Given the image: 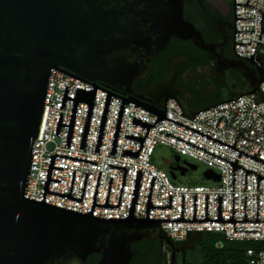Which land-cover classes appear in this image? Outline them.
Returning <instances> with one entry per match:
<instances>
[{
	"label": "water",
	"instance_id": "obj_1",
	"mask_svg": "<svg viewBox=\"0 0 264 264\" xmlns=\"http://www.w3.org/2000/svg\"><path fill=\"white\" fill-rule=\"evenodd\" d=\"M236 3L235 0V42L236 32L254 30H237V19H254L236 16V5L257 8L263 13L261 18V35L264 31L262 19L264 12L256 6ZM185 0H0V264H86L93 253L101 254L99 264H130L137 252L134 244L159 239L173 252L172 264H176V254L192 249L195 240L202 231L193 233L181 246L162 229V222H232L235 232H259V230H236L237 222H264L259 219V196H257V219L248 220L247 196L243 220H236L235 194H233L232 217H222L223 195H218V217L208 218L209 195H206V216L197 219V194H194V214L192 219L184 218V197L182 194V218H150V208L172 209L173 196L169 195L168 206H155L151 198L155 177L152 176L147 205L146 218L134 216L143 172L138 169L129 216L126 218L96 217L97 207H119L124 190L127 167L109 164L108 167L125 170L118 205L108 203L113 177L110 178L106 204H97V194L102 172H99L92 209L87 213L74 211L45 202L46 194L82 202L84 199L88 175L86 172L82 195L72 196L76 170H74L69 194L50 191L53 169L64 170L54 166L56 157L72 159L92 164L98 161L63 155L50 156L48 172L42 201L27 198L26 190L30 176L37 138L40 134L44 116L45 98L52 70L56 69L85 83L93 85L91 91L78 88L75 97H68L69 87L65 85L61 108L65 109L66 100H74L70 124L62 123L64 113L60 112L55 136H60L61 126L69 127L66 147H71L78 107L80 102L88 103L84 132L80 150L86 149L89 128L94 108L97 89L107 92L103 116L95 153L100 154L111 96L122 99L110 156H115L125 105L132 103L157 115L154 124L138 117H133L132 124L147 128L145 137L127 134L126 139L139 141L140 150H123V155L138 158L152 127L164 119L172 121L193 132L229 147L239 156L236 163L215 153L174 136L184 142L198 147L231 163L233 167V191H235V171L246 169L247 175L264 176L237 164L241 154L261 163L255 155L227 144L186 124L167 116V106L174 99L182 109V115L194 120L197 113L236 101L247 94H258L264 83V56L255 53L246 59L222 58L218 52L219 44L208 43L202 32L185 17ZM225 42L228 41L223 32ZM173 38L192 41L197 47L209 52L217 59L216 73L222 76L226 70L241 72L249 81L250 90L214 104L196 110L190 107L189 100L195 99L191 91L178 83L180 63L185 58H175L171 74L145 93L138 94L133 86L144 80L149 73L150 63L164 50ZM235 48V47H234ZM250 65L255 68L252 69ZM90 81V82H89ZM92 82V83H91ZM107 88L108 90L104 89ZM222 118L221 116L216 127ZM227 124L228 120L226 119ZM229 125V124H228ZM231 126V125H230ZM264 133V128H263ZM244 137V136H243ZM245 138V137H244ZM250 140V139H249ZM261 148H264L261 146ZM260 148V149H261ZM179 163L181 156L176 155ZM197 170L198 166L184 161V165L171 168V175L177 178V171L185 175L188 170ZM204 176L213 181H220V175L211 169ZM183 264H186L184 260Z\"/></svg>",
	"mask_w": 264,
	"mask_h": 264
},
{
	"label": "built area",
	"instance_id": "obj_2",
	"mask_svg": "<svg viewBox=\"0 0 264 264\" xmlns=\"http://www.w3.org/2000/svg\"><path fill=\"white\" fill-rule=\"evenodd\" d=\"M247 1L248 0H236V3L247 4ZM248 4L256 6L264 12V0H249ZM236 16L237 18H254L237 19V30L254 31L236 32V43H250L236 44V53L241 56L251 57L255 53L259 42L256 53L264 56V31L260 39L261 18L263 17V13L251 6L236 5ZM262 27L264 28V19H262ZM239 55H236L237 58L246 59ZM65 85L70 86L68 97H75L77 87L88 91L94 88L93 85L85 83L61 71L56 69L52 70L45 98L43 121L40 134L36 141L25 195L27 198L42 201L50 156L58 153L98 161V163L92 164L56 157L54 166L62 167L64 170L53 169L51 178L62 181L61 183L50 181V191L69 194L73 173L74 170H76L72 196L80 198L86 172H88L89 175L82 202L48 193L46 194L45 202L52 205L82 213L91 211L99 172H102V175L96 203L102 205L106 204L110 178L113 177L108 203L118 205L125 170L108 167L109 164H113L128 168L120 208L95 206L93 215L96 217L126 218L129 216L139 169L144 172L134 213V216L137 218H146V205L152 176H154L156 179L151 198L152 204L155 206H168L169 195L173 196V201L172 209L150 208V218L181 219L182 194H185L184 218L192 219L194 214V194H197V219H204L206 216V195H209L208 218L217 219L218 195H223L222 217L224 219H230L233 209V194H235L234 218L236 220L244 219L245 196H247L246 218L248 220L257 219V196H259V219L264 220V179L260 180L258 190V175L254 173L248 174L247 189H245L246 169L240 167L235 171V191H233V167L230 162L174 136L166 135V133L169 132L236 163L240 153L229 147L164 119L155 127L151 128L138 158L123 155L124 149L138 151L141 146L139 141L126 139L127 134L140 137H145L147 134L146 127L132 124L133 117H138L151 124H154L157 120L156 114L132 103L125 105L116 153L115 156H110L119 110L122 103V99L116 96H111L101 152L100 154L95 153L107 96V92L100 89H97L96 92L85 151L80 150L89 108V104L84 102H80L77 105L78 112L71 147H66L69 127L61 126L60 136H55L60 112L64 113L62 123L70 124L74 104V100L67 99L65 109L61 108ZM104 89L108 90L107 88ZM238 97L240 96H236L231 100H236ZM226 100L217 104L225 102ZM167 116L232 146L239 135V131L237 130L239 129L245 138L239 136L235 147L252 155H255L260 150L256 157L264 160V148H261V146L264 147V83L260 85L258 94H247L236 101H229L201 111L197 113L194 120L182 115V109L179 104L174 99H170L167 106ZM221 116L226 117L229 125L226 119L222 118L217 128L216 125ZM159 146H167L181 157H187L193 160V162L206 165L208 169L220 175V181H215L218 185H182L178 183V176L177 178H173L171 175L172 165L169 169H164L155 162V153ZM237 164L264 176V163L253 158L241 154ZM161 225L162 229L166 231L176 243L186 242L191 234L197 233V230L202 231V233H221L228 240L232 241H264V222H237L235 224L236 230H259V232H235L232 222H162ZM247 254L249 257V264H264V249H249Z\"/></svg>",
	"mask_w": 264,
	"mask_h": 264
},
{
	"label": "trees",
	"instance_id": "obj_3",
	"mask_svg": "<svg viewBox=\"0 0 264 264\" xmlns=\"http://www.w3.org/2000/svg\"><path fill=\"white\" fill-rule=\"evenodd\" d=\"M189 7L191 6L185 7V17L202 32L204 39L208 43L220 40L221 37L216 32L215 24L209 18L194 19L192 16H189L187 14ZM180 57H185L186 60L180 65L178 83L185 89H190L193 92H206L215 82L217 75L214 66L216 62L213 56L209 52L197 47L192 41H183L176 38H173L170 46L150 63L147 77L144 80L137 81L133 86L134 90L136 91L145 86H154L163 81L171 74L174 59ZM205 71H208L210 75H207ZM249 90L250 86H248ZM155 242L154 240L148 241L146 244L150 245V249H152ZM133 248L137 249V246L134 245ZM253 248L258 250L264 249V241H232L228 240L221 233L203 232L195 240L193 248L189 250L186 264H249L247 252ZM144 251H141L137 257H134L133 261L149 263L152 257ZM99 255L97 253L91 254L87 264H96ZM169 262L172 264V258L169 259Z\"/></svg>",
	"mask_w": 264,
	"mask_h": 264
},
{
	"label": "flooded vegetation",
	"instance_id": "obj_4",
	"mask_svg": "<svg viewBox=\"0 0 264 264\" xmlns=\"http://www.w3.org/2000/svg\"><path fill=\"white\" fill-rule=\"evenodd\" d=\"M189 7L187 14L195 18H209L216 27V32L221 37L220 40L214 42L215 44H219L218 52L221 54L222 58L226 59H237L235 54V45H234V31H235V17H234V0H185V7ZM199 6L201 7L199 9ZM186 9V8H185ZM185 12V10H184ZM223 32L227 33L228 41L225 42ZM185 58V57H180ZM217 65V59L213 57ZM186 60V58H185ZM183 60V61H185ZM182 61V62H183ZM181 62V63H182ZM174 63V61H173ZM180 63V65H181ZM252 69L255 67L250 65ZM207 75H210L208 71H205ZM217 74V73H216ZM179 80V77H178ZM187 83L186 81H184ZM249 86V81L243 76L241 72L235 71L233 69H228L225 73L218 77L216 75L215 82L211 85V87L206 92H193L190 89H186L191 91L195 96V99L189 100V105L191 108L196 110H202L208 106L214 105L219 103L223 100L229 99L233 96H236L242 92H247ZM153 86H145L140 89H137L135 92L138 94L145 93L147 90L152 88ZM184 165L182 164V157L181 161L177 163L175 166ZM189 171V170H188ZM187 171V172H188ZM181 172V171H180ZM156 241L155 245L152 249H150V245H147L148 241L143 244H134L137 246L133 248L137 254L134 257H137L141 251H144L152 257V260L147 263H138L134 262L133 259L130 264H170L169 259L170 256L173 258V252L169 249L168 246L162 244L159 239H151L150 241ZM158 240V241H157ZM133 245V246H134ZM182 244H179L181 246ZM99 254V253H97ZM189 254V250L187 251L186 255L184 253H177L176 254V263L181 260L182 264L184 260H187ZM101 259V254L99 255L98 261L96 264H99ZM88 263V261H87ZM86 263V264H87Z\"/></svg>",
	"mask_w": 264,
	"mask_h": 264
},
{
	"label": "rangeland",
	"instance_id": "obj_5",
	"mask_svg": "<svg viewBox=\"0 0 264 264\" xmlns=\"http://www.w3.org/2000/svg\"><path fill=\"white\" fill-rule=\"evenodd\" d=\"M176 155L177 154L175 153V151L172 150L171 148L167 146H159L156 149L155 162L159 166L161 165V167H163L164 169H169L171 165H173V167H176L175 166L177 164V162L175 161ZM184 161L197 165L198 169L197 170L190 169L185 175H182L180 171H177L178 183L182 185H209V186L218 185L217 182L207 179L204 176L205 171L208 170L206 165L198 162H193V160L187 157H182V164L184 163ZM178 264H182L181 260L178 261Z\"/></svg>",
	"mask_w": 264,
	"mask_h": 264
}]
</instances>
